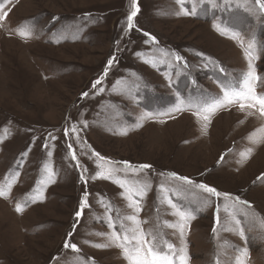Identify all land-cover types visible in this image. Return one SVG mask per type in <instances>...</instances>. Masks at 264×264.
I'll use <instances>...</instances> for the list:
<instances>
[{
  "label": "rangeland",
  "instance_id": "obj_1",
  "mask_svg": "<svg viewBox=\"0 0 264 264\" xmlns=\"http://www.w3.org/2000/svg\"><path fill=\"white\" fill-rule=\"evenodd\" d=\"M214 2L216 8L209 0H186L183 7L196 12L185 16L177 0H137L140 12L129 31L132 0H0V11H8L0 21V187L19 173L9 197H0V264H128L121 249L103 246L110 243L107 208L113 217L132 214L123 189L90 179L89 207L77 218L85 185L68 144L89 177L98 171L93 151L111 161L151 165L138 176L127 174L130 181L151 184L139 218L177 248L186 243L189 264H216L217 257L235 264V249L245 242L232 231L213 236L214 206L190 221L181 241L167 226L177 218L158 186L173 188L179 182L171 174L177 173L239 194L258 214L251 231L245 226L246 264H264V180L257 179L264 174V118L232 108L217 112L205 129L193 115L220 94L217 80L239 88L249 71L244 49L214 24L238 29L245 46L255 41L258 59L252 63L264 80V17L245 12V0H227V7ZM18 31L30 35L22 38ZM113 56L102 85L93 89ZM177 92L185 110L170 118ZM257 92L264 93V84L258 82ZM84 121L89 126L79 140L64 134L73 124L83 128ZM167 195L194 210L195 196L202 194ZM17 203H27L22 213L15 211ZM66 241L80 251L65 249Z\"/></svg>",
  "mask_w": 264,
  "mask_h": 264
},
{
  "label": "snow or ice",
  "instance_id": "obj_2",
  "mask_svg": "<svg viewBox=\"0 0 264 264\" xmlns=\"http://www.w3.org/2000/svg\"><path fill=\"white\" fill-rule=\"evenodd\" d=\"M213 8L217 7L214 0H209ZM225 6L227 7V0H223ZM177 3L181 5L183 14L185 16L194 15L196 12L195 7H192L191 11L184 8L183 5L186 0H177ZM244 11L252 15H257L259 17H264V0H245ZM140 12L137 0H132V11L127 16V29L130 31L134 27V18L137 17ZM8 11H0V21L7 18ZM58 19V18H55ZM215 30L224 37L236 41L242 49H244L246 57L248 58L249 71L243 77L242 86L239 88L234 87L231 81L222 82L217 80L220 87V94L214 98L210 103L202 104L196 107V111L193 115L197 119L204 121V128L207 127L212 122V117L219 111L231 110L232 108H237L238 111L246 113L248 116L258 115L260 118H264V93L257 92L258 82L264 84V80L258 76L256 68L252 63L253 59H258V57L253 56V49L255 47V41H251L245 46L244 37L238 29L232 28L230 25L223 23L214 24ZM22 38H26L30 35L26 31H18L16 33ZM145 37H148L152 43H157L156 37L151 36L149 33H143ZM167 55V54H166ZM175 61L183 62L184 67H187V62L183 60V57L178 54H172ZM115 57L113 56L108 60V66L105 67L103 76L98 78L93 84L92 88L95 89L97 85H102L104 78L108 75L109 68L113 65ZM219 72L221 74H226L223 67H219ZM169 84L171 85V77H169ZM195 84V81H193ZM100 92L104 91L103 87H100ZM83 96H87L88 93H82ZM177 95V105L168 113L170 118H175L172 112H183L185 110V99L180 95ZM153 113L148 112L147 116H152ZM87 121L83 122V128L78 127L73 124L70 129H65L66 136L75 135L76 139H80V133L88 127ZM142 126V125H141ZM264 131V129H261ZM51 136V134H49ZM55 140V137H51ZM256 141H253L255 143ZM45 149H49L47 142L44 144ZM68 150L71 153V160L76 162V166L81 170L80 181L85 185V192L83 198L79 205V210L76 211L75 215L80 218L83 214L84 209L89 207L88 204V192L87 184L89 180L101 179L110 181L123 189L121 195H123L128 201V208L132 209V214L120 217L112 216L113 209L111 207L107 208V227L111 229L109 234L108 245H103L104 247L115 246L122 250L124 258L128 261V264H189L190 256L187 252V244H182L181 247L177 246L164 238V235L158 231L152 229H145L143 224L147 221H143L139 218V213L142 211L141 201L146 197L148 191L151 190L150 183H141L138 180L130 181L127 179V174L131 173L134 176H138L152 168L149 164L133 165L131 162L123 161H111L106 157L100 155V153L93 151L92 156L95 158L94 162L98 171H96L95 176L89 177L84 175L88 170L84 168L74 152H72V145L68 144ZM252 152L249 148L247 152L241 153L244 158H247ZM49 156L52 152L49 150L47 153ZM27 155V153H25ZM224 155L221 156L220 161L224 160ZM120 173H124V178H121ZM162 175V174H161ZM19 176L17 172L11 179L10 182L6 184L5 187H0V197L7 199L12 191L13 183ZM171 178L179 183L173 188H168L164 184H160L159 191L164 193L163 199L166 201L169 208L172 210L171 214L177 219L174 223H168L167 226L173 229V234L178 235L181 241H184L186 229L190 225V221L196 218L204 209L214 206L213 219L214 224L212 228L213 236L216 237L219 231H232L237 234L241 240L245 242V247L236 248L235 251L237 255L235 256V264H246L247 258L249 257L248 247V237L246 236L245 226L248 225V230L251 231V225L258 219V214L253 210L252 204L246 200L242 199L239 194H233L227 191L218 190L214 186H210L206 183H197L190 177L181 176L177 173H172ZM258 180H264V174L257 177ZM48 180H51V175H49ZM46 183L42 180L40 182L41 187ZM195 190L196 193L202 195L195 196V202L197 207L193 210L189 208L186 204H181L174 202V200L167 195L169 192H174L177 196L181 193H186ZM40 189H37L39 192ZM31 202L35 203L36 198L33 196ZM223 206V211L226 213V218H221V208ZM27 207V203L21 205L17 203L15 211L17 213H22ZM261 225L264 226V220L260 221ZM75 228V225L73 226ZM72 233H69V237ZM65 249L71 248L75 252H79L80 249L75 243L65 242ZM216 264H223V262L217 257Z\"/></svg>",
  "mask_w": 264,
  "mask_h": 264
}]
</instances>
